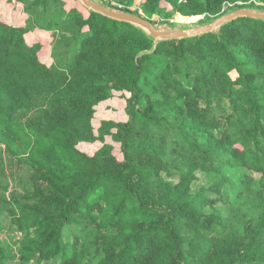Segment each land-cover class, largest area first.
Wrapping results in <instances>:
<instances>
[{
  "label": "trees",
  "instance_id": "trees-1",
  "mask_svg": "<svg viewBox=\"0 0 264 264\" xmlns=\"http://www.w3.org/2000/svg\"><path fill=\"white\" fill-rule=\"evenodd\" d=\"M116 1L165 24L264 10ZM0 166L28 175L0 264H264V21L155 47L74 0H0Z\"/></svg>",
  "mask_w": 264,
  "mask_h": 264
},
{
  "label": "rangeland",
  "instance_id": "rangeland-1",
  "mask_svg": "<svg viewBox=\"0 0 264 264\" xmlns=\"http://www.w3.org/2000/svg\"><path fill=\"white\" fill-rule=\"evenodd\" d=\"M77 1V0H74ZM79 2V1H77ZM99 2L104 3L106 6H118L116 0H99ZM80 3V2H79ZM81 4V3H80ZM109 4V5H108ZM82 5V4H81ZM83 6V5H82ZM132 12L137 10V6L133 7ZM4 12V11H3ZM7 13H11V11H5L4 14L8 15ZM141 14V13H140ZM143 15L141 14V17ZM193 20H189V17H184L181 15H177L173 19H171L169 22L170 24H165L164 22H161L160 19L156 16L154 17L151 22L154 23L158 28L162 29H187V28H194L197 26L204 25L207 23V19L205 16H199V17H191ZM13 21H15L13 19ZM16 22V21H15ZM32 28H36V24H38L37 17L31 16L30 15V20L28 23ZM82 150H96L97 146H85L82 145ZM240 172L232 171L230 172L231 175H238ZM200 180L197 184L193 185V190L197 191L199 190V187L201 185H207L210 186L212 181H209L207 178V175L199 174ZM254 178L256 181L260 179L259 175H254ZM172 183L176 182V180L171 179ZM24 184H28V175L25 171H20L19 173L17 172V168L14 169V172L11 171L9 166H0V238L2 237L4 240H6L10 245L16 247L18 249L17 245V240L10 241V238H14L16 234H14L13 226L10 223V218H9V210L7 209L5 203L6 200L9 199L10 197H18V195H23L26 190L28 189ZM217 196L215 195L214 198ZM135 202V201H134ZM132 202V204L134 203ZM129 205L130 201H129ZM216 208L220 210H225V207L222 203H218L215 205ZM206 213L210 214L212 212L211 208H206L205 209ZM68 235H71V232L68 233ZM16 243V244H15Z\"/></svg>",
  "mask_w": 264,
  "mask_h": 264
},
{
  "label": "water",
  "instance_id": "water-1",
  "mask_svg": "<svg viewBox=\"0 0 264 264\" xmlns=\"http://www.w3.org/2000/svg\"><path fill=\"white\" fill-rule=\"evenodd\" d=\"M90 11L99 13L113 20L130 23L141 29L155 40V47L161 41L182 40L219 31L224 25L240 18H252L264 21V10L252 7L237 8L224 15L205 23L204 25L187 29L172 28L169 30L158 28L150 20L134 13L116 10L97 0H77ZM191 18V17H189Z\"/></svg>",
  "mask_w": 264,
  "mask_h": 264
},
{
  "label": "bare ground",
  "instance_id": "bare-ground-1",
  "mask_svg": "<svg viewBox=\"0 0 264 264\" xmlns=\"http://www.w3.org/2000/svg\"><path fill=\"white\" fill-rule=\"evenodd\" d=\"M184 18V17H183ZM189 20H193V18H190Z\"/></svg>",
  "mask_w": 264,
  "mask_h": 264
}]
</instances>
